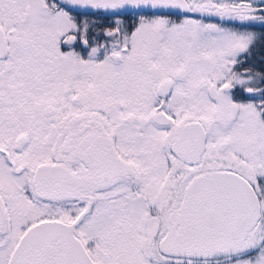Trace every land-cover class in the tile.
I'll use <instances>...</instances> for the list:
<instances>
[{
  "label": "snow or ice",
  "instance_id": "obj_1",
  "mask_svg": "<svg viewBox=\"0 0 264 264\" xmlns=\"http://www.w3.org/2000/svg\"><path fill=\"white\" fill-rule=\"evenodd\" d=\"M0 264H264V0H0Z\"/></svg>",
  "mask_w": 264,
  "mask_h": 264
}]
</instances>
